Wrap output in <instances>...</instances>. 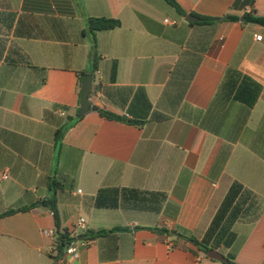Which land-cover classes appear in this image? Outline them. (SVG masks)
<instances>
[{"label": "crops", "instance_id": "0c3cea01", "mask_svg": "<svg viewBox=\"0 0 264 264\" xmlns=\"http://www.w3.org/2000/svg\"><path fill=\"white\" fill-rule=\"evenodd\" d=\"M176 1L186 16L165 0H0V214L29 208L0 219V264H217L173 233L213 246L229 195L221 224L238 206L235 238L211 249L264 264V26L241 20L264 16V0ZM192 13L240 20L199 25ZM89 17L121 22L96 34L89 99L142 127L98 110L75 120ZM52 180L64 185L63 227L73 233L83 217L80 234L121 229L56 261L42 204Z\"/></svg>", "mask_w": 264, "mask_h": 264}, {"label": "trees", "instance_id": "16d2710c", "mask_svg": "<svg viewBox=\"0 0 264 264\" xmlns=\"http://www.w3.org/2000/svg\"><path fill=\"white\" fill-rule=\"evenodd\" d=\"M170 6L175 8V10L181 15V16H186L185 11L180 7V5L177 3L176 0H165ZM193 16H196L198 18V22L195 24L199 25H215V24H220L222 22H237L240 20V17L235 15V14H225L221 17H207V16H202L196 13H192ZM244 21L243 23H255L264 26V16H260L255 12H250V13H245L243 15ZM86 25H87V32L91 35L92 38V45H91V51H90V59H91V69L89 70L90 74H94L97 70V62H98V54H97V42H96V34L97 32L101 31H108V30H113L116 28H119L121 26V22L118 19H112V18H104V17H89L86 20ZM189 83L186 84H181L180 85V90H181V96L183 99L184 93L188 87ZM99 114L109 120H115L119 122H124L127 124H133L139 127H142L144 124L143 120H136V119H127L124 116L117 115L115 113H112L110 111L104 110V109H99L98 110ZM82 118L77 117L76 119ZM73 122L71 123V125ZM69 127L65 128H60L57 133H56V141L60 142L68 130ZM50 187H51V194L42 201V204L44 206H48L52 213H53V218H54V223H55V229H54V237H55V260L59 261L64 254L66 253V247L68 244H70L72 241L75 239L81 238V239H95L97 237H103L108 235L111 232H114L116 230H120L121 228H113V229H102L98 231H85L84 233L74 236L72 232L68 229L63 227L62 221H61V216L59 212V207H58V199H57V192L60 189L64 188L63 183L52 180L50 182ZM228 201H230V195L229 198L227 197L226 201H224L223 205L221 206L217 216L215 217L211 228L209 229V234L208 237L210 238L212 235L217 234L215 243L213 246L209 245V242L207 240L200 241L197 238L193 236H186L177 232H174L173 234L178 237L187 240L188 242L192 243L194 246L198 248L199 251L203 252L204 254H208L209 250L211 248H218L222 245L223 246H229L230 243L234 240L235 235L233 233L228 234V227L229 224L233 222L235 218H237V214L239 213L240 209L238 206L235 207V209L230 213V216L228 217V220L225 224H221L222 221L225 219V216L227 214L229 205ZM29 208H22L18 210H8L6 212H3L0 214V219L16 214L17 212L20 211H25L28 210ZM153 231H156L159 234H165L171 236L172 232L166 230V229H152ZM228 234V237L225 241V235ZM227 258L229 259L228 264H238L235 262L234 256L233 255H227ZM225 264V263H224Z\"/></svg>", "mask_w": 264, "mask_h": 264}, {"label": "water", "instance_id": "95a60500", "mask_svg": "<svg viewBox=\"0 0 264 264\" xmlns=\"http://www.w3.org/2000/svg\"><path fill=\"white\" fill-rule=\"evenodd\" d=\"M186 20L190 22H196L198 21V18L193 15H188L186 17ZM241 20L244 21V18H241ZM93 78H94L93 75L90 73L84 74L82 77L80 101H79L80 108H79V113H78L79 116H83L91 110L92 111L98 110V107L94 105L89 99ZM207 256L209 259L214 260V261H220L225 264L229 263V259L225 255H223L222 253H220L219 251L215 249H210Z\"/></svg>", "mask_w": 264, "mask_h": 264}, {"label": "built area", "instance_id": "2783aa9c", "mask_svg": "<svg viewBox=\"0 0 264 264\" xmlns=\"http://www.w3.org/2000/svg\"><path fill=\"white\" fill-rule=\"evenodd\" d=\"M262 35H259V36H256V40L260 41L262 40ZM9 172L8 171H5L2 175V178L3 180H7L9 179ZM81 192V191H79ZM86 230V220L83 218V217H80L77 219L76 223H75V227H74V230H73V235L74 236H77V235H80V232L81 231H84ZM44 234L46 236H52L54 235V233L52 231H46L44 232ZM87 240L86 239H81V238H78V239H75L74 241H72L70 244L67 245L66 247V254L67 255H73L75 257H79L80 255V248L87 244Z\"/></svg>", "mask_w": 264, "mask_h": 264}, {"label": "rangeland", "instance_id": "374dc122", "mask_svg": "<svg viewBox=\"0 0 264 264\" xmlns=\"http://www.w3.org/2000/svg\"><path fill=\"white\" fill-rule=\"evenodd\" d=\"M218 251H219L220 253H222V254L225 255V248H223V249H219ZM204 257H207V255L204 254ZM215 263H217V264H224V263H222V262H220V261H215Z\"/></svg>", "mask_w": 264, "mask_h": 264}]
</instances>
